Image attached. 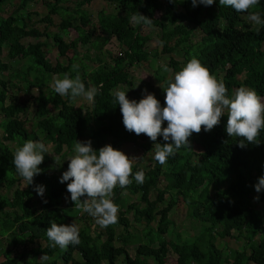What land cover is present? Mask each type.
<instances>
[{
  "label": "trees",
  "instance_id": "obj_1",
  "mask_svg": "<svg viewBox=\"0 0 264 264\" xmlns=\"http://www.w3.org/2000/svg\"><path fill=\"white\" fill-rule=\"evenodd\" d=\"M38 1L44 2L43 15L37 13L39 21L46 23L43 27L36 25L38 20L32 17L20 19L14 13L1 15L7 3L24 9ZM64 1L0 0V58L7 55L10 60L20 57L32 60L17 77L8 73L9 66L0 59V129L3 131L0 137V238L7 236L11 247L0 264H20L25 258V264H46L39 261L43 255L51 260L48 264H169L170 258L175 259L176 264H223L230 260L227 249L234 250L232 264H264V190L252 196L258 178L264 176V130L260 132L258 144H246L242 149L237 146L239 138L228 137L225 116L210 132L202 130L190 137L192 150L182 147L165 165L155 159L150 164L151 160H145L144 150L139 146L140 139L148 137L125 130L113 94L120 84L133 85L128 65L149 63L170 54L168 65L174 68V73L180 71V62L172 54L182 42L190 41L198 29L201 37L185 51L187 62L192 57L199 59L211 74L224 81L229 97L241 86L253 88L264 96V24L249 21L248 13L220 6L219 0L208 7L199 4L193 7L191 0H172L175 10L169 6V0H165L167 22L156 17L162 0H109L112 11L101 10L97 22L81 8L85 0L71 11L63 6ZM251 11H258L264 20V0ZM136 12L153 19V26L162 31L161 49L150 48L151 36L145 33L146 26L129 22ZM51 15L61 16L55 24L59 31H51L54 26ZM72 30L78 36L67 41L64 35ZM178 35L179 39L173 42ZM112 37L124 53L115 57L113 63H104L101 56L104 52L111 54L105 47ZM50 38L62 57L70 49L77 53L79 45L88 44V51H96L94 59L101 63L89 70L81 60L76 64L78 69L73 71L72 60L66 65L60 60L52 62L45 50ZM63 73H70L73 78L79 74L86 88H98L90 106L79 110L73 99L60 96L48 86L45 77L62 78ZM19 79L33 91L41 92L33 104L14 93ZM20 90L23 92L22 88ZM45 91H48L46 95ZM158 100L161 107L166 106L165 97ZM29 110L33 111L34 122L23 119ZM166 126L167 122L163 127ZM36 130L56 145V157L73 151L76 140H91L97 151L111 144L115 149H125L128 156H133V151L139 152L137 157L142 159L133 172L143 169L146 179L143 184L133 179L131 185L114 190V203L118 205L123 201L124 208L119 213L118 223L102 228L94 236L86 220L79 228L78 245H70L66 250L50 247L46 229L52 222L67 225L72 220L87 219V213L77 209L71 198L65 204L69 193L67 182H59L63 172L50 173L44 168L56 164L53 158L44 154V162L39 166L42 172L34 178L33 185L27 186L17 174L12 163L16 148L22 147L26 140L44 143ZM156 143L166 142L159 137ZM68 163L64 167L66 171ZM19 184L14 198L8 197L4 189ZM36 185L45 186L39 206L33 200ZM153 192L157 193L154 199ZM174 195L183 197L192 208V220L206 226L205 251L196 243L186 242L179 234L169 240L178 208V200L172 198ZM255 197H259L258 200ZM131 198L134 201H130ZM7 211L14 212L13 219L4 217ZM130 211L133 220L126 216ZM133 223L143 226L142 235L130 233ZM117 226L125 230L120 236H117ZM117 241L122 245L117 246ZM30 243H38V248L28 253ZM130 244H138L135 256L129 253ZM18 246H23V253L12 256L13 248ZM149 259L154 262L150 263Z\"/></svg>",
  "mask_w": 264,
  "mask_h": 264
},
{
  "label": "clouds",
  "instance_id": "obj_2",
  "mask_svg": "<svg viewBox=\"0 0 264 264\" xmlns=\"http://www.w3.org/2000/svg\"><path fill=\"white\" fill-rule=\"evenodd\" d=\"M214 2L215 0H191L193 7L198 4L208 7ZM259 3L260 0H219L220 6L231 7L238 13H248L247 19L256 25L264 24L260 13L251 11ZM129 22L146 27L154 25L153 19L139 12L133 14ZM72 69L76 71L78 65L74 64ZM163 71L169 72L171 69L165 65ZM52 87L60 96H69L73 100L83 97L94 102L98 94L97 87L86 88L79 74L74 78L70 73H63L62 78L54 75ZM163 91L164 107L147 90L138 102L130 100L128 92L119 89L113 92L125 130L137 136L146 135L154 142V159L160 165H165L168 158L175 156L182 147L192 150L190 137L202 130L210 132L225 116L226 133L228 137L239 138L238 147L243 149L246 144H258L260 132L264 130V96L255 89L241 86L229 97L224 81L211 74L199 59L192 57L175 73L174 79L168 82ZM165 122L167 126L163 127ZM159 137L166 143H155ZM47 151L46 145L37 140H26L22 147L16 148L12 163L27 186L33 185L34 178L41 174L39 166L44 162ZM73 151L74 155L68 159L67 171L62 173L59 180L62 184L67 182L71 202L77 209L93 217L95 223L102 228L118 223L119 206L114 203V190L131 185L133 179L138 184L145 182L143 169L133 172L142 157L128 156L111 144L97 151L92 147L91 140H76ZM254 187L257 193L264 190V176L258 178ZM34 191L43 197L45 186L36 185ZM79 232V226L75 222L67 225L52 222L46 229L50 247H59L61 250H66L70 245H78ZM48 259L47 255H43L39 261Z\"/></svg>",
  "mask_w": 264,
  "mask_h": 264
},
{
  "label": "rangeland",
  "instance_id": "obj_3",
  "mask_svg": "<svg viewBox=\"0 0 264 264\" xmlns=\"http://www.w3.org/2000/svg\"><path fill=\"white\" fill-rule=\"evenodd\" d=\"M17 1V0H16ZM82 0H65L62 4L65 7L69 8V11L73 10L76 8V5L78 3H80ZM15 4H11V3H7L6 5L3 6V9L1 11V15L6 17L9 16L11 13H14V15L20 19L22 18H33L36 23V25H39L41 27H43V25H45L46 23L44 22H40L39 21V16L37 15V13L42 14L43 15V6H44V2L43 1H38L32 5H29L28 7L24 8V9H17V5ZM169 6L172 9H176L175 7V3L170 2ZM167 7L166 5V1L162 0L161 2V9H159L156 13V17L160 20H163L165 22L168 21V19L166 17H164V11L165 8ZM81 8L85 9L88 13L90 18L94 21L97 22L98 21V17H99V13L101 10H105V11H112V9H110V4H109V0H91V1H86L84 2V4L81 6ZM51 18L53 19V23L54 26L51 27V31L55 32V31H59V29H57L55 27V24H57L60 20H61V16L60 15H51ZM170 28V26L168 27ZM145 33H148L151 36V40H150V48H158L161 49V34L162 31L158 30L157 28H155L154 26L152 27H146L145 29ZM78 34L76 33L75 30H72L69 34H65L64 38L67 41H70L72 39H74L75 37H77ZM201 37V32L196 29L194 31V35L191 37L190 41H186V42H182L173 52V56L176 60H178L180 62V67L183 68L186 63H187V58L185 57V51L188 49V47L191 44L196 43ZM179 39V35L177 37L174 38L173 42L177 41ZM88 44L87 45H79L78 51L77 53H75V51L73 49H70L67 52V55L65 57L60 56L59 51L57 49V47L54 44V40L52 38L47 39L46 42V53L48 58L52 61V62H56L58 60H60L63 64H67L69 60L73 61V64H79V62L81 60H84V63H86L87 68L89 70H92L94 68H96L98 66V64H100L101 62L94 59L96 56V51L91 50L90 52L88 51ZM105 49H109L111 54L104 52V55L101 56L102 60L104 63H113V60L115 59V57H120L123 56L124 53V49L122 48V46L118 43V41L112 37L109 41V43L106 45ZM91 57H87L86 55H89ZM170 54H166L162 57V59L159 60H152L149 61V63H141V64H135L133 66L128 65V70L130 72V76L131 79L133 81V85H128V84H120L118 87H116L114 90H123L127 93V97L131 100V99H135L137 102L143 98V94L145 92V90H147L148 93H152L155 95V97L157 99H159L160 97H165V93H164V89L167 87V84L169 81H172L174 79V68L168 65V62L170 61ZM1 61L5 64H7L9 66V71L8 73L13 75V76H17L19 75V77L22 75V71H24L29 65L32 64V60L29 58H17L14 60H10L8 58L7 55L2 56ZM167 65L171 71L169 72H165L163 71L164 66ZM7 73V74H8ZM6 74V75H7ZM80 74H83L80 72ZM48 83L49 87H52L53 85V77L49 78V77H45ZM33 83L35 85L36 81L34 79ZM123 86V87H121ZM20 88H22L23 92H21ZM53 88V87H52ZM54 89V88H53ZM113 90V92H114ZM14 93L23 100H27L29 103L33 104V101L35 98H37L39 96V94H41V92H39L37 89L36 91H33L32 88H29V86L23 82V80H18L16 81V88L14 89ZM48 93V91H45V95ZM89 101H87L85 98L83 97H77L74 100V104L76 106L77 109L81 110L82 107H87L90 106ZM23 119L29 120L30 122H34V117H33V111L29 110L28 113L26 114V116H23ZM98 126V124H97ZM37 135L44 141V144L46 145V147L48 148V151L45 153V155L51 157L54 159L55 161V165L52 164H48L46 166H44V168H46V170L50 173H54L56 171H61V172H65V164L68 163V159L74 155V151H69L67 153H65L64 155H62L61 157H56L54 149L56 147L55 144L47 141L44 139V135L41 134L40 131L36 130ZM3 131L0 129V137L2 136ZM89 135V134H87ZM153 143L152 141H150V139L148 138L147 140H141L139 141V146L144 150V158L145 160H151V162L154 159V150H152L153 148ZM156 143V142H155ZM193 147V144L191 142V148ZM118 150V149H117ZM125 149H122L121 151L124 152ZM133 156H138L139 152L138 151H133L132 153ZM20 187L19 185H15L12 188H10L9 190L4 189V192L6 193V195L8 197H10L11 199L14 198V194L16 192V190ZM257 192L255 191V187L252 193V196L254 197L255 194ZM156 192L152 193V199H154L156 197ZM174 194V193H173ZM44 197V195H43ZM43 197L39 196L36 192L35 195L33 197V200L37 203L36 205H40ZM172 198L178 200V208H177V216L176 219L173 220L174 225L171 227V231L169 233V240H171L175 235H180V237L182 239H184L186 242L188 243H196L202 250H206V245L208 242V234L206 232V226L197 221V220H192V208L189 207V205L184 201L183 197L181 196H177L174 195ZM70 199V193L65 197L64 202L65 204L69 201ZM130 201H134L132 198L130 199ZM119 206V213L120 211L124 210L123 208V201L121 203L118 204ZM119 213H118V217H119ZM14 212L13 211H7L6 215L4 216L5 218H14ZM126 216L130 219L133 220L134 215L132 213V211L128 212L126 214ZM87 219L84 220H72L69 222V224H71L72 222H75L79 228H82L85 224V221L87 220L89 222V226L90 229L93 233V235H97L98 233L101 232L102 227H100L99 225H97L95 223V220L93 217H91L90 215L87 214ZM192 222V224H191ZM132 228L130 229V233L132 235H142V232L144 230L143 226L138 224V223H133L132 224ZM116 232H117V236L122 235V233L125 232L124 227L122 226H117L116 227ZM175 239V238H173ZM9 238L7 236L0 238V262H4L5 261V257L4 254L6 252L9 251L10 247V242H9ZM117 246L122 245V243L120 242H116ZM138 244H130L128 246V250L129 253L132 256H135V251L137 248ZM38 248V243H33V244H28L27 245V249L26 252L30 253V251H32L33 249H37ZM20 253H23V246H18V247H14L13 248V253L12 256H17ZM29 255V254H28ZM226 255H228L229 257V261L228 262H224L223 264H232L233 258H234V250L233 249H227L226 250ZM28 259V258H27ZM26 258L23 260H21L20 264H25ZM51 260H47L44 261L46 264H48ZM150 263H153L154 260L153 259H149ZM169 264H176V260L173 258L169 259Z\"/></svg>",
  "mask_w": 264,
  "mask_h": 264
}]
</instances>
